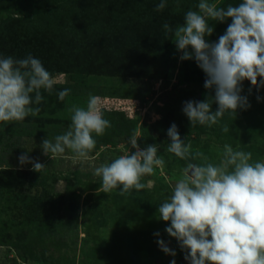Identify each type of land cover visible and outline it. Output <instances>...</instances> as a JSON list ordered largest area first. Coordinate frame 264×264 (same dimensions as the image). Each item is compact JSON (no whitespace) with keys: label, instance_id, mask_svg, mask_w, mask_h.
<instances>
[{"label":"rangeland","instance_id":"1","mask_svg":"<svg viewBox=\"0 0 264 264\" xmlns=\"http://www.w3.org/2000/svg\"><path fill=\"white\" fill-rule=\"evenodd\" d=\"M124 1L0 0V40L20 37L26 29L45 31L50 25L56 28L59 37L63 36L76 48L80 37L75 33L80 31H73L75 13L88 10L90 5L106 12V8ZM134 1L137 4L142 0L131 2ZM149 1L154 4L157 0ZM199 2L167 0L160 19L163 23L168 19L167 23L175 29L184 23L185 8L199 11ZM209 2L226 8L243 0ZM26 6H30L31 12H23ZM25 19L31 22L24 24ZM172 19L174 23L170 24ZM231 23V18L223 22L209 20L214 31L205 39L209 43L218 42ZM162 29L165 40L162 38L164 41L160 42V51L167 50L160 65L170 66L168 73L159 75L163 80L50 72L57 83L49 94L51 98L32 105L41 109L38 115H30L23 121L0 122V264H171L172 260L176 264H189L179 242L165 231L170 222L158 218V206L170 195V186L180 178L187 163L165 152L171 142L168 129L174 123L181 139L191 140L193 150L199 149L212 162H218L226 143L234 150L251 152L253 161H264V86L257 88L244 80L240 95L247 98L250 107L237 109L236 115L226 113L212 127L191 126L183 112L184 103L214 98L215 89L204 87L206 74L194 58L180 59L183 53L174 43V32L166 34L163 26ZM86 37L82 38L81 49L86 48ZM188 51H192L191 47ZM97 59L99 64L106 65V60ZM261 79L264 78L258 77V83ZM150 82L154 85L151 89ZM166 84L167 90L175 88L176 95L164 104L160 95ZM64 88L71 92L60 101L57 93ZM89 93L99 98L101 110H106L104 118L112 125L102 136L93 134L97 143L89 159H75L67 149L54 158L45 155L42 141L46 138L54 141L56 135L68 130L71 124L68 108L73 104L86 107ZM211 110H218V104L213 102ZM224 124L229 126L227 133L222 131ZM145 126L152 127L155 133H146ZM134 132L138 133L141 149L160 146L158 154L164 157V167L145 176L142 182L146 187L138 192L133 190L131 195L121 196L119 189L102 192L101 179L94 176V169L110 163L126 149L134 153L136 149L128 144ZM21 155L44 164L46 169L38 173L33 170V163L21 165ZM51 162L54 166H49ZM159 240L176 255L164 253Z\"/></svg>","mask_w":264,"mask_h":264},{"label":"clouds","instance_id":"2","mask_svg":"<svg viewBox=\"0 0 264 264\" xmlns=\"http://www.w3.org/2000/svg\"><path fill=\"white\" fill-rule=\"evenodd\" d=\"M166 7L167 0H161L155 11ZM197 8L199 11H187L184 23L175 29L168 23L163 28L166 34L174 32V43L183 53L180 59L194 58L206 74L204 87L215 89L214 98L186 101L183 107L191 126L212 127L226 113L236 115L237 109L250 107L247 98L240 95L244 80L257 88L264 86V79L258 83V77L264 78V0H243L226 8L200 0ZM176 10H180L179 2ZM227 18L232 23L225 33L218 42L209 43L205 37L214 31L209 20L223 22ZM56 83L41 60L31 54L22 59L0 57V122L38 115L41 109L31 105L43 101L42 89L52 94ZM70 92L64 88L57 93L58 99L64 101ZM213 102L218 104L215 112L211 110ZM68 112V130L56 135L54 141L44 139L43 152L54 158L67 149L75 159L87 160L97 143L93 134L104 135L111 122L104 118L99 98L91 93L86 107L73 104ZM222 131L227 133L229 126L224 124ZM167 135L171 142L165 152L187 163L180 178L170 186V195L158 206V218L170 222L165 231L179 242L185 260L189 264H264V161H253L251 152L234 150L226 143L218 162H212L199 149L193 150L191 140L181 139L174 123ZM137 141L138 133L134 132L128 140L136 149L134 153L126 149L110 163L94 169V176L101 179L102 192L119 189V195H131L133 190L146 187L142 182L145 176L164 167L159 145L141 149ZM19 162L33 163L38 173L46 169L27 155H21ZM158 244L164 253L176 255L163 240ZM171 264H176L175 260Z\"/></svg>","mask_w":264,"mask_h":264},{"label":"trees","instance_id":"3","mask_svg":"<svg viewBox=\"0 0 264 264\" xmlns=\"http://www.w3.org/2000/svg\"><path fill=\"white\" fill-rule=\"evenodd\" d=\"M131 1L126 0L121 2L122 4L119 3V6L113 5L111 9L106 8L107 13L96 5H90L88 10L75 13L72 16L76 17L73 19L75 22L73 31L81 32H79L80 36L75 33L80 37L78 38L80 43L75 39L79 47L75 48L72 43L67 42L68 40L65 41L63 36L59 37L56 28L49 25L45 31L26 29L20 37L2 42L0 40V57L11 56L15 59H22L31 54L41 60L49 72L103 74L163 80V77H159V75L163 72L168 73L170 67L169 65H160L164 51L167 50L165 48L160 51L161 43L165 40L162 26L167 23L168 19H165L163 23L160 19L164 16L163 12L159 11L160 14L153 12L160 0L154 4L149 0H142L137 4L135 1ZM22 10L24 13L31 12L30 6H26ZM189 10L194 11V9L186 10L185 8V12ZM30 22L26 19L23 21L24 24ZM170 22V24L174 23V19ZM85 36H87L84 41L86 48L81 49L82 38ZM97 58L106 60V65L99 64ZM150 83L149 88L151 89L154 85L152 86ZM41 94L44 98H51L49 93L43 89ZM31 95L34 99V93ZM175 95V88L167 90L166 84V88L162 87L160 100L167 104ZM103 112L105 114L106 110L104 109ZM143 130L150 135L155 133L154 129L149 126H145ZM157 139L162 141L161 137H157ZM49 166H54V162H51Z\"/></svg>","mask_w":264,"mask_h":264}]
</instances>
